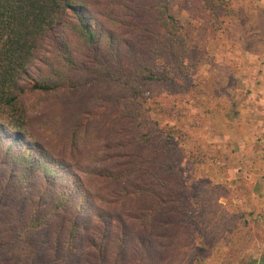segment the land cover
<instances>
[{"label": "trees", "instance_id": "1", "mask_svg": "<svg viewBox=\"0 0 264 264\" xmlns=\"http://www.w3.org/2000/svg\"><path fill=\"white\" fill-rule=\"evenodd\" d=\"M171 1L140 0L149 16L137 25L129 22V0H103L101 10L94 0H0V257L13 264H121L132 247L142 260H156L170 231H155V244L129 227L163 228L170 221L158 218L160 210L174 207L198 240L212 234V246L234 242L220 264H264V228L254 234L253 253L252 226L221 202L225 188L195 184L189 194L168 177L178 162L170 154L177 129L153 118L159 103L145 91L153 84L173 92L190 78L189 31ZM200 1L211 13L231 12L228 0ZM90 88L97 93L85 105L68 96ZM27 90L52 100L33 111L21 99ZM123 146L134 157L114 164L112 151ZM132 175L142 182L126 184ZM98 180L113 187L102 193ZM129 198L146 203L129 211Z\"/></svg>", "mask_w": 264, "mask_h": 264}, {"label": "rangeland", "instance_id": "2", "mask_svg": "<svg viewBox=\"0 0 264 264\" xmlns=\"http://www.w3.org/2000/svg\"><path fill=\"white\" fill-rule=\"evenodd\" d=\"M94 1L95 8L101 10L103 0ZM228 1L231 12L218 8L216 13L205 9L200 0L171 1L172 12L189 31L190 78L186 82L180 80L173 92L169 87L152 84L146 87L145 94L151 97L150 101L156 99L159 103L152 107L153 118L159 125L165 130L177 129L170 154L178 162L168 177L178 186H186L189 194L195 192V184L200 189L215 185L225 188L229 196L221 202L230 211L246 214L252 226L249 248L255 253L259 245L254 234L264 228V0ZM139 2L129 0L132 24L147 23L149 12ZM96 93L94 88L76 89L70 90L68 96L85 105ZM21 99L30 109L39 108L37 105L44 99L52 100L51 94L29 90L22 93ZM94 106L91 109L97 110ZM99 118L96 114L90 116L91 121ZM112 137L121 139L113 133ZM112 155L114 164L134 157L130 146H123L119 153L112 151ZM131 182H142V178L132 175L126 184ZM98 184L100 192L105 194L113 187L106 180H98ZM139 203L146 201L129 198L126 207L133 211ZM12 204L16 205L14 201ZM113 206L115 211H124L119 203ZM190 206V202L185 203L186 210ZM30 207L27 203L24 209ZM180 212L178 208L163 207L158 218H166L170 224L160 229L149 231L135 223L130 225L132 236L144 231L155 244V231H170V234L162 239L164 247L156 260L151 257L142 260V255L135 254L131 247L121 264H195L197 259L200 264H220L230 248L236 247L234 242L227 245L225 240L210 245L216 240L212 234L198 240ZM237 234L242 235L243 230ZM0 264L13 263L0 257Z\"/></svg>", "mask_w": 264, "mask_h": 264}]
</instances>
